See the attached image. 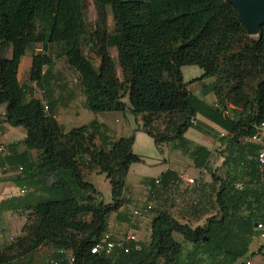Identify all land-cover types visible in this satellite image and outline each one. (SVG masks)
Wrapping results in <instances>:
<instances>
[{"label": "trees", "instance_id": "1", "mask_svg": "<svg viewBox=\"0 0 264 264\" xmlns=\"http://www.w3.org/2000/svg\"><path fill=\"white\" fill-rule=\"evenodd\" d=\"M92 2L99 16L111 7V29L97 24L86 30L83 0H0V106L9 126L24 129L22 145L39 157L35 167H22L18 183L33 191L30 202L21 197V207L32 209L34 219L0 251V264L40 247L49 249L47 264H244L254 224L264 223V167L256 160L259 145L247 140L264 123V24L258 35H248L227 0ZM43 43L59 46L58 54L76 71L87 110L127 109L141 121L135 131H143L157 148L182 139L197 114L227 131L224 164L232 172L220 177L211 171L219 187L215 213L203 225L192 228L161 211L152 218L146 245H132L128 253L91 252L108 232L109 215L125 203L130 166L143 159L132 150L133 135L116 137L94 121L65 131L47 103L29 96L18 82V66L29 49ZM53 62L44 52L33 54L29 81L41 88L43 70ZM188 65L202 69V78H213L204 93L214 94L216 107L187 89L181 68ZM205 151H194L197 167L205 165ZM91 172L109 180L111 202L98 201L99 193L87 179ZM174 234L194 247L185 262Z\"/></svg>", "mask_w": 264, "mask_h": 264}, {"label": "crops", "instance_id": "2", "mask_svg": "<svg viewBox=\"0 0 264 264\" xmlns=\"http://www.w3.org/2000/svg\"><path fill=\"white\" fill-rule=\"evenodd\" d=\"M37 46L36 44L35 50H37ZM32 56L33 50L29 49L21 58L17 72L18 82L29 92V96L38 98L43 103L48 104L49 113L56 118L64 129L67 117L72 114L79 115L84 112L83 110L86 108L84 97L81 95V97L75 98L70 90V86L66 80H63V71L55 63L56 61L53 62L50 68H44L45 76L41 88L31 83L29 81V70L32 63ZM212 82L213 78H201L198 81L186 84L187 89L195 97L212 108L216 107L214 94L204 93V87ZM114 113L116 112L95 114L94 119L87 124L94 121L97 124H101L108 134L115 135L117 133L120 136L116 137H125L121 133L127 132L128 127H114L112 120ZM62 120L64 121L63 123L61 122ZM194 121V127L189 128L184 133L182 139H175L168 144H162L158 147L161 151L164 149L167 150V161L170 166L165 168L163 172L158 173L155 178L150 175L140 177L133 175L131 168L134 164L130 166L129 172L125 177V189L123 192L125 203L118 212L112 213L108 217V232L113 238L119 239L126 235H134L136 244L146 245L150 240L152 218L161 211L171 214L177 221L187 224L192 228L203 225L206 218L215 213L213 205L219 183L213 182L211 171L215 170V174L220 177H224L228 174L227 172H232L230 171L231 167L224 164L225 157L228 156L226 152H223L226 154L225 156L220 154V160L214 162V156L217 155H214V150H220L216 146L226 148L227 131L201 114H197ZM190 129L193 131L188 133ZM24 137L25 131L23 128L11 127L5 122L4 106L1 105L0 144L4 145V149L3 151L0 150V251L7 248L23 235V227L30 224L34 219L32 209H23L21 207V197L26 195V204L32 198L34 199L33 191L22 190L18 186V183L24 175L22 173V167L26 164L35 167L39 157L38 152L35 150H27L22 145L21 141ZM257 144L260 149V143ZM198 148H204L206 150L205 152H207L205 165L199 167L194 164L195 156H193L194 151ZM200 153H204V151H200ZM183 157L191 162V167L189 168L191 169L190 171L194 172L186 173L183 177L194 179V184L187 183L184 179L185 177H180V174L183 173H178L181 171L179 169H183L186 166L183 163ZM185 162L188 163L187 161ZM38 178L40 179L41 177ZM87 179L98 191V201H103L104 203L111 202V187L109 180L104 175L91 172L87 176ZM128 187H130V191L126 194ZM141 199L146 200L142 208L149 205L152 209L142 217L135 218L131 215L134 209H130L128 203L130 201H140ZM206 200L210 204L212 203L210 205V211H213L212 213L210 212L211 214L206 215L205 213L201 215L209 204H207ZM153 212L155 214L151 216L150 214ZM111 215L112 219L110 218ZM133 228L138 229L141 235H136L135 229L133 230ZM177 235L178 238L176 234H174V238L182 246L181 262H185L187 261L186 255L194 247L192 244L184 242L181 235ZM251 244L249 245V253L252 250ZM49 254L48 248L40 247L29 255L19 258L10 264H44L43 261L45 259L48 263ZM158 264H163V262L160 261Z\"/></svg>", "mask_w": 264, "mask_h": 264}, {"label": "rangeland", "instance_id": "3", "mask_svg": "<svg viewBox=\"0 0 264 264\" xmlns=\"http://www.w3.org/2000/svg\"><path fill=\"white\" fill-rule=\"evenodd\" d=\"M84 2V9H83V22L85 24L86 30L87 31H92L97 24L103 25L104 27L111 29L113 25V19H112V11L111 7H105L103 9L102 14L99 16L97 13V10L92 2V0H83ZM37 24L40 26V21L37 22ZM37 50H35V47L32 48L33 54L36 52H44L45 54L51 56V58L56 61L58 67H60L61 71H63V80H66L68 85L70 86V90L72 91L73 95L75 98H79L82 95L81 92V87L78 83V75L75 70L70 68L68 64L66 63L65 59L61 57L58 53L60 52L59 46L57 45H48L46 49L42 48V44H37ZM84 52L86 53V48L84 47ZM110 53L114 59L116 69L118 71V76L121 78V73H120V68L117 63L116 59V51L115 49H110ZM10 55H8L9 57ZM89 58L92 60L95 66L98 64V60L94 58L92 54L88 55ZM183 80L185 83L190 84L191 82L198 81V79L202 78L203 75V70L200 69L197 66L194 65H188V66H183L181 68ZM124 102L128 104V99L127 97L124 98ZM82 114L79 115H68L67 121L64 124V130L69 131L73 128H78L83 125H86L89 121L93 120L95 117V114L90 112L85 108L83 110ZM67 116V115H66ZM65 116V117H66ZM113 120V126L114 127H128L127 132L121 133L124 136H134V143L132 150L135 154L139 155L142 157L143 162L141 163H135L132 168V174L136 175L138 177L143 176V175H150L151 177L155 178L158 173H161L165 170V168L169 167L170 164L167 161V150L161 151L160 149L156 148L154 146L152 139L147 136L143 131H135L136 127L141 124V121L138 118H135L127 109L124 112H116L114 113V118ZM62 123L64 122L63 120L61 121ZM193 131L190 129L188 133ZM114 136H120L117 133H115ZM216 146L217 149L220 150H214L216 156H214V162L216 160H220V154L222 156H225L226 154L223 152H226V149L223 147ZM214 148V149H216ZM228 154V153H227ZM187 161L188 163H186ZM183 163H185V167L183 169H179L178 173H183V175H186V173H194L193 171H190L191 169V162L188 161L185 157H183ZM212 169V168H211ZM130 191V187L126 189V194ZM125 194V195H126ZM209 200V199H208ZM208 200H206L207 204L209 203ZM146 200L141 199L140 201H130L128 203L130 209H141L142 205L145 204ZM212 203L208 204L206 207V210L201 213V215L211 214L212 211H210ZM155 206V205H154ZM211 212V213H210ZM155 212L151 213L150 215L153 216ZM142 217V216H141ZM112 219V215L110 216ZM139 218V217H135ZM194 225V224H193ZM128 229V227H126ZM135 228H133L134 230ZM136 235H141V232L138 229H135ZM177 238L178 235L176 234ZM251 252L249 258H247L251 264H264V238H260L258 233L255 232V236L251 242ZM46 260V259H45ZM43 261L44 264H47L46 261ZM238 261V263H240Z\"/></svg>", "mask_w": 264, "mask_h": 264}, {"label": "built area", "instance_id": "4", "mask_svg": "<svg viewBox=\"0 0 264 264\" xmlns=\"http://www.w3.org/2000/svg\"><path fill=\"white\" fill-rule=\"evenodd\" d=\"M46 109V107H45ZM223 115H229L227 111L223 112ZM250 142L260 143L261 147L257 152L256 160L259 163L260 166L264 167V123H261L258 127V130L247 139ZM4 145L0 144V150L3 151ZM21 170V168H20ZM181 178L183 177V174H180ZM187 183L194 184V179L192 178H184ZM156 183H158L156 181ZM152 209L151 206H146L141 209H134L131 212V215L133 217H141L146 212L150 211ZM256 232L258 233L260 238H264V223L258 222L257 227L255 228ZM132 245L136 246V238L134 235H126L125 237L115 239L112 237V235L109 232H106L102 235L101 239L95 243L93 246L91 252L93 254L97 253H103L105 255H112L113 253L117 252H123L128 253L132 247ZM137 247V246H136ZM70 262L72 263L74 260L70 256ZM49 264H57L55 261H50ZM244 264H251L249 260L245 261Z\"/></svg>", "mask_w": 264, "mask_h": 264}, {"label": "water", "instance_id": "5", "mask_svg": "<svg viewBox=\"0 0 264 264\" xmlns=\"http://www.w3.org/2000/svg\"><path fill=\"white\" fill-rule=\"evenodd\" d=\"M238 11L240 21L245 27L248 35L259 34L260 27L264 24V0H227ZM47 44L43 43L42 48L46 49ZM257 223L254 224V228Z\"/></svg>", "mask_w": 264, "mask_h": 264}]
</instances>
